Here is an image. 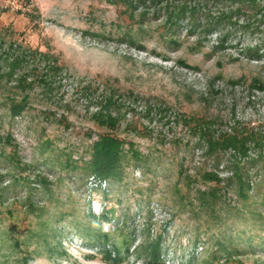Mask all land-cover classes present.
Here are the masks:
<instances>
[{
	"label": "rangeland",
	"instance_id": "rangeland-1",
	"mask_svg": "<svg viewBox=\"0 0 264 264\" xmlns=\"http://www.w3.org/2000/svg\"><path fill=\"white\" fill-rule=\"evenodd\" d=\"M23 2L0 0L9 10L0 28L13 31L20 49L57 57L59 71L49 88L0 80V264H147L142 251L156 241L162 264H264L260 194L243 205L223 190L215 215L202 207L198 192L215 184L201 175L228 174L197 148L188 123L214 119L224 132L234 120L264 134V93L247 91L264 69L239 55L258 35L238 34L240 45L207 58L210 43L190 50L195 38L182 32L172 47L159 35L161 19L128 20L120 3L31 0L40 13L33 27L17 14ZM31 66L41 74L47 63L36 55L22 72ZM236 79L240 85L229 84ZM25 94L26 109L12 118L8 101ZM110 94L114 130L91 118ZM108 133L131 142L142 160L123 157L122 180L99 183L80 168ZM213 237L225 251L216 253Z\"/></svg>",
	"mask_w": 264,
	"mask_h": 264
},
{
	"label": "trees",
	"instance_id": "trees-1",
	"mask_svg": "<svg viewBox=\"0 0 264 264\" xmlns=\"http://www.w3.org/2000/svg\"><path fill=\"white\" fill-rule=\"evenodd\" d=\"M24 15L29 22L35 25L40 18L36 5L31 0H22ZM114 4H123L128 20L143 24L150 18L161 19L158 25L159 35L163 41H168L172 47L182 44L180 38L184 33L186 38H195L190 50L200 52L205 43H210L206 57L215 55L232 45H240L236 35L253 37L258 35L257 41L251 46H242L240 54L249 61L261 62L260 68L264 69V0H108ZM9 10L0 9V16ZM0 28V80L15 82L18 89L32 88L35 84L51 87L59 71L58 59L49 53L36 49L19 48L12 39L9 28ZM214 38V39H213ZM7 41H9L7 43ZM233 44H230L232 43ZM38 55L47 63L45 71L36 73V68L31 66L28 72H22L28 61ZM220 65V63H218ZM27 78L31 80L27 82ZM232 86L240 85V80L230 81ZM249 93H264V78L261 75L252 77L247 85ZM28 96L25 94L16 101L11 98L9 103L10 116L18 117L26 109ZM113 95H108L98 103V110L91 115L97 126L114 130L119 120L112 114V109L117 110L118 105ZM116 113V112H115ZM193 135L198 138L197 148L201 147L204 156L212 164L223 165L224 179L213 172H204L201 179L213 182L215 186L203 192H198L196 199L200 205L215 215L214 208L222 201L221 191H231L235 199L243 205L256 203L254 196L260 194V205H264V134L258 128L247 126L233 120L229 130L217 132L214 119L192 117L188 119ZM1 141V139H0ZM89 160L80 169L87 176H92L99 183L118 182L124 176L125 165L123 157L129 156L136 161L142 160L140 153L134 150L131 142H125L108 134L98 135L88 150ZM15 165L18 162L11 158ZM70 166V163H66ZM223 183V187L219 186ZM190 204V203H189ZM191 205V204H190ZM31 207V205L29 206ZM260 218L261 215H257ZM101 215V218H104ZM107 240L105 234H100ZM211 238V240H213ZM216 253L225 251L226 246L222 240H213ZM128 246H126V251ZM159 243L156 241L145 246L142 253L146 254L147 264H162L160 262ZM109 257V256H108ZM119 259V258H118ZM118 259H113L116 262Z\"/></svg>",
	"mask_w": 264,
	"mask_h": 264
},
{
	"label": "clouds",
	"instance_id": "clouds-1",
	"mask_svg": "<svg viewBox=\"0 0 264 264\" xmlns=\"http://www.w3.org/2000/svg\"><path fill=\"white\" fill-rule=\"evenodd\" d=\"M94 226H95V222H94ZM30 264H47V261L44 259H35L30 261Z\"/></svg>",
	"mask_w": 264,
	"mask_h": 264
}]
</instances>
